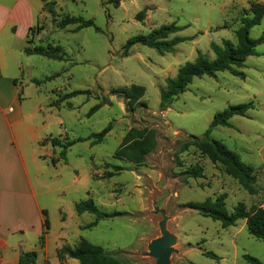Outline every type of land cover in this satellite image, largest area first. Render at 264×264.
Segmentation results:
<instances>
[{
    "label": "rangeland",
    "instance_id": "rangeland-1",
    "mask_svg": "<svg viewBox=\"0 0 264 264\" xmlns=\"http://www.w3.org/2000/svg\"><path fill=\"white\" fill-rule=\"evenodd\" d=\"M46 1H54L52 11L42 1L26 46L41 45L61 59L23 56V80L17 81V87L25 108L42 107L45 133L50 135L39 142L43 148L40 156L52 151L54 159L59 158L53 163L48 157L40 162L41 170L32 173L38 200L48 211L51 234L60 232L61 243L70 245L84 237L123 264H155L147 245L161 236L164 228L174 237L168 264H249L244 254L264 263V241L248 233L244 219L223 227L220 221L187 205L225 194L229 212L237 202L247 208H264V42L238 68L242 75L224 70L214 76L194 77L167 107L159 106L165 78L174 76L179 66L192 61L198 52L213 57L210 42L235 41L234 31L244 12L260 0H120L117 7L107 0ZM142 9L145 16L139 21L135 15ZM67 14L92 19L94 26L60 28L58 21ZM170 22L186 25L179 34L194 38L177 44L173 53L159 54L140 43L125 52L127 39ZM263 29L264 18L250 29V36L257 37ZM17 43L22 40L18 38ZM32 78L47 79L36 84ZM131 84L145 87L141 99L145 106L133 111L126 107L125 98L113 91ZM75 90L90 92L63 99ZM102 99L99 109L89 114ZM248 101L254 106L247 116H232L231 127H214L209 136L253 167L254 194L244 190L220 163L211 162L193 147L178 151L190 135H204L215 113ZM108 124L111 129L102 141L92 144L91 134ZM131 126L152 127L157 133L156 147L143 165L113 158ZM52 137L62 143L74 141L66 149L65 160L60 158L62 148L51 144ZM105 162L122 166V170L102 178ZM195 164L202 166V177L182 173ZM87 198L100 210L115 215L81 228L95 218L75 211V203ZM58 250L53 261L45 258L39 264H55V258L56 264H79ZM206 251L219 258L204 255Z\"/></svg>",
    "mask_w": 264,
    "mask_h": 264
},
{
    "label": "trees",
    "instance_id": "trees-1",
    "mask_svg": "<svg viewBox=\"0 0 264 264\" xmlns=\"http://www.w3.org/2000/svg\"><path fill=\"white\" fill-rule=\"evenodd\" d=\"M44 1V5L49 11H52L54 1ZM120 0H107L106 3L113 4L114 7L119 5ZM145 16V9L136 13L135 18L142 20ZM264 18V3L255 1L252 2L244 12L241 24L234 31L235 41L230 39H222L220 43L210 42V49L213 52V57L207 54L198 52L192 61H187L179 66L174 76H167L165 78V85L160 89L159 106L161 109L168 106L172 99L178 94L187 89L194 77L214 76L216 72L228 70L234 74L242 75L238 70L244 66L246 58L250 55L256 54V46L264 42V29L260 34L253 38L250 36V29L255 25L260 24ZM69 24H76L75 30L83 27L94 26L92 19H85L82 16L65 15L64 18L58 21V26L64 28ZM186 25H178L175 22L162 24L159 27L152 29L146 34H139L127 39L124 44V50L127 51L132 45L140 43L156 50L159 54L166 52L173 53L176 50V45L189 41L194 38L193 35H180L179 32L185 29ZM98 29L97 27H95ZM33 28L30 30V34ZM24 52L27 55H43L49 58L61 59L60 56L52 53L41 45L33 47L26 46ZM47 78L42 80L32 78L31 80L40 84ZM121 94L126 101V107L129 111L135 110L137 107L145 106V102L141 99L145 94V87L138 84H131L130 86L119 87L113 90ZM89 90H75L66 93L63 99H67L77 94L88 93ZM102 99L97 104L91 107L89 114L93 113L104 103ZM58 103V102H57ZM55 103V104H57ZM53 105V104H52ZM252 101L229 105L220 112L214 114L208 129L202 137L190 135L184 141L179 152L186 151L189 147H193L200 154L206 156L213 163H220L226 173L237 182L250 194L256 192L254 183L256 176L253 167L242 162L237 153L227 148L221 141L213 139L209 136L212 128L217 126L231 127L230 119L234 115L247 116V111L253 108ZM111 129V125H106L101 131L91 134L93 140L92 144L102 141L104 136ZM53 146L61 147L60 158L65 160V153L67 147L73 144L74 141H66L62 143L57 137L50 138ZM157 133L156 130L148 126H131L124 134L120 144L113 153V158L125 161L134 165H143L146 156L156 147ZM55 159L52 162L55 163ZM105 172L102 178H109L122 170V166L115 165L109 162L104 163ZM111 168V170H107ZM188 177L199 178L203 176V168L201 165L195 164L182 171ZM188 207L197 210L200 214L210 217L213 220L220 221L223 227L234 225L237 220L244 219L248 233L256 239L264 241V208L259 206H251L247 208L243 202H237L232 211H228L225 205V194H220L215 198H206L201 202H189ZM75 211L79 214L88 212L95 215L93 221L81 228H89L98 223L101 218L110 217L115 213H107L100 210L91 198L81 200L75 203ZM42 233L38 238V244L44 245L45 236L50 228V221L47 210H42ZM58 254L66 255L69 258L75 259L79 264H123L117 257L105 251L103 247L96 245L84 237H80L78 244L70 245L68 243L61 246ZM204 255L218 259L212 251L204 252ZM36 251L23 252L18 264H35ZM243 258L249 264H264L259 259L244 254Z\"/></svg>",
    "mask_w": 264,
    "mask_h": 264
},
{
    "label": "crops",
    "instance_id": "crops-1",
    "mask_svg": "<svg viewBox=\"0 0 264 264\" xmlns=\"http://www.w3.org/2000/svg\"><path fill=\"white\" fill-rule=\"evenodd\" d=\"M42 6V0H0V264H18L20 255L32 250L36 264L51 261L64 245L60 232L51 234V224L44 245L38 244L47 208L38 200L32 173L55 157L52 151L40 156L39 142L50 135L45 116L39 104L24 107L17 87L23 80L22 60L30 56L24 52L26 41Z\"/></svg>",
    "mask_w": 264,
    "mask_h": 264
},
{
    "label": "water",
    "instance_id": "water-1",
    "mask_svg": "<svg viewBox=\"0 0 264 264\" xmlns=\"http://www.w3.org/2000/svg\"><path fill=\"white\" fill-rule=\"evenodd\" d=\"M174 237L162 229V235L149 241L147 248L148 254L156 258L155 264H168L169 254L173 250Z\"/></svg>",
    "mask_w": 264,
    "mask_h": 264
}]
</instances>
